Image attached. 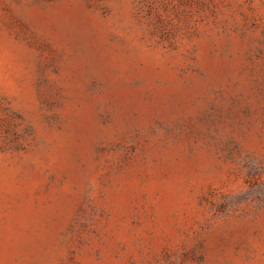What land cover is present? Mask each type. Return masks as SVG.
<instances>
[{"label": "rangeland", "instance_id": "1", "mask_svg": "<svg viewBox=\"0 0 264 264\" xmlns=\"http://www.w3.org/2000/svg\"><path fill=\"white\" fill-rule=\"evenodd\" d=\"M0 264H264V0H0Z\"/></svg>", "mask_w": 264, "mask_h": 264}]
</instances>
